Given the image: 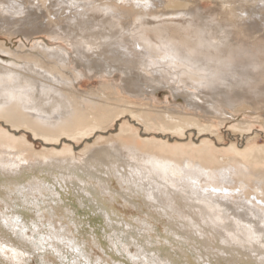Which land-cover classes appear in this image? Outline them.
<instances>
[{"label": "bare ground", "instance_id": "1", "mask_svg": "<svg viewBox=\"0 0 264 264\" xmlns=\"http://www.w3.org/2000/svg\"><path fill=\"white\" fill-rule=\"evenodd\" d=\"M205 1L211 4L208 10L202 6ZM58 2L0 0L1 36L12 39L17 34H48L50 40L70 47L77 42L76 37L86 38L80 24L102 29L110 20L90 9L69 12L67 4L58 9ZM79 2L84 7L87 0ZM148 2L151 7L129 8L131 15L121 24L136 33L123 41V47L135 53L131 56L109 44L99 52H81L79 57L73 54L75 64L69 65L58 60L61 52H68L61 46L37 43L29 49L12 47L13 51L7 43L0 44V54L6 57L0 58V200H4L0 212L7 207L9 215L31 224L37 217L30 202L25 203L30 182L47 184L59 176L57 192L64 189L58 196L62 203L46 207L56 217L54 228L63 227L65 239L84 245L85 258L99 259L101 264H134L130 257L143 248L149 259L154 254L168 264H260L264 248L247 239L248 226L259 235L264 223L260 219L264 207L251 199L264 200V145L239 151L232 144L218 149L208 139L195 146L170 145L156 137L139 144L127 122L114 136L104 138L101 134L117 117L128 115L145 132H168L180 138L188 129L198 135H216L217 129L231 121L235 122L230 125L235 132L249 131L254 122L264 129V3ZM37 3L39 7H31ZM93 3L112 6L114 0ZM10 5L23 7V14L17 15L19 9ZM137 17L142 18L139 23ZM134 39L144 49L142 53L131 47ZM224 63H230L233 71L220 83L212 75L224 71ZM110 66L123 76V89L113 83L115 71L108 73ZM73 68L81 75L73 72L69 77L67 73ZM96 71L108 73V78L96 88L79 91L76 86L86 77L85 72L94 76ZM150 73L161 86H189L191 92L173 93L181 101L186 94L191 98H185L180 109L169 105L148 109L151 98L142 96L140 87ZM37 85L51 91L44 96L36 91L22 103L19 90ZM153 85L151 82L150 88L155 91ZM185 103L197 106L186 110ZM1 124L14 130L11 133ZM87 136H97L91 148ZM65 140L81 141L85 147L76 156ZM37 141L44 144L40 151L35 149ZM62 143L64 148L59 150L56 146ZM97 162L104 167H97ZM192 180L197 183L193 185ZM101 187L110 194H101ZM211 187L227 188L231 195H205L201 191ZM119 202L130 210L117 207ZM39 210L45 223L52 220L44 208ZM4 231L0 225V233ZM113 234L123 247L115 246ZM52 244L63 250L58 240ZM10 256L0 254V264H14ZM41 257L50 259L52 254L31 249L24 259L28 264H40Z\"/></svg>", "mask_w": 264, "mask_h": 264}, {"label": "snow or ice", "instance_id": "2", "mask_svg": "<svg viewBox=\"0 0 264 264\" xmlns=\"http://www.w3.org/2000/svg\"><path fill=\"white\" fill-rule=\"evenodd\" d=\"M261 3H264V0H261ZM65 4H67L69 12L72 9H77L79 13H84L85 9H90L92 11H97L103 14L104 17H110L108 23L104 24L103 28H93L88 23H82L79 25L80 31L85 35L86 38L76 37L77 42L71 43L69 46L73 49V53L61 52L58 60L64 64L71 65V55L75 54L80 56L81 52L94 53L99 52L102 47L106 45H111L114 48H121L127 55L131 56L135 53L129 52L128 48L123 47V41L125 37L132 36L135 37L136 33L127 30V25L121 26L122 22L131 15L128 11L129 8L139 9L141 7H151L152 5L148 0H114V4L109 6V4H104L103 7L93 3V0H87L84 7L80 6L79 0H59L57 4L58 9H62ZM9 7H16L19 10L16 12L17 15L23 14V7L18 5H10ZM31 7H39V4H33ZM225 7H230L229 4H225ZM241 15H245L244 12H241ZM87 21L88 17L85 15L83 17ZM141 17H137V23L141 21ZM73 24H76V20L72 21ZM132 27H135L133 25ZM75 35V33L73 34ZM213 44H217V41H212ZM131 47L133 49L143 52L144 49L141 47V44L138 40H133ZM159 48L160 45L157 44ZM169 57H165L168 59ZM147 59V58H145ZM116 64H119L120 61L116 60ZM223 63V62H222ZM117 70L116 68L110 66L108 68V73ZM233 71L232 65L230 63H224V71L213 73L212 79L219 80L220 83H224V78ZM75 72V68L72 71H69L67 75L71 77ZM106 73V74H108ZM77 76H80V72H75ZM54 82L56 81L53 78ZM68 83H74V81H68ZM205 85L201 82V87ZM20 100L23 103L27 98L34 92L39 91L41 96H44L47 92H50L51 89L47 88L44 85H37L36 88L28 86L27 88H21L20 90ZM9 98L14 99L15 97L9 96ZM50 103V101H45ZM97 167L103 168L104 164L102 162H97ZM131 171V169H129ZM119 175V171H117ZM67 179V178H65ZM222 179H224L222 177ZM60 182V177L57 176L55 180L51 183L41 184L39 182L33 184L30 182L31 187L27 188L26 191L29 193V196L25 198V203L31 204L32 210L35 211L37 217L31 224L25 225L20 216L9 215L10 209L5 207L3 212H0V225L3 226V229L6 231L0 233V254L11 253V256L8 257L11 261H14V264H28L27 260L24 259L28 255V252L31 249H35L40 252L50 251L52 258L45 259L41 257L40 264H101L99 259H90L85 258L87 253L84 251V245H77V243L72 239L64 238L65 229L62 227L59 230L54 228L53 222L56 219L54 212L47 208L48 204H59L62 203L59 200L58 196L63 194L64 189L61 188L59 193L57 192V186ZM191 183L195 185L197 182L192 180ZM123 186V184H122ZM101 194L109 195L110 193H105L104 189L100 188ZM205 195L211 193L213 195L223 193L225 197L231 195L227 188L220 187H211L201 189ZM239 192V189H237ZM7 199V197H5ZM148 199L151 200V194H148ZM256 203L261 204L264 207V200H256V197L251 198ZM251 203V201H248ZM4 204V200H0V205ZM44 208V211L49 213L52 216V220H49L47 223L44 222L43 213L39 210ZM261 221H264V215L260 216ZM109 224L112 223L111 220L107 221ZM123 223V222H122ZM249 227V235L247 242L259 244L261 248H264V223H261L259 227V235L256 234L254 230ZM151 231L150 228L147 229ZM31 232L32 235H28ZM124 234H120L123 237ZM111 239L115 242L116 247H123L120 239H117L116 234H113ZM58 240L59 244L63 246V250L54 247L52 242ZM139 248V245H137ZM126 251V249H125ZM255 254V253H254ZM134 264H168L167 261L157 260L155 255H152V258L149 259L147 254L144 253V249L140 248L134 256L130 257ZM260 264H264V256L260 257Z\"/></svg>", "mask_w": 264, "mask_h": 264}, {"label": "rangeland", "instance_id": "3", "mask_svg": "<svg viewBox=\"0 0 264 264\" xmlns=\"http://www.w3.org/2000/svg\"><path fill=\"white\" fill-rule=\"evenodd\" d=\"M202 6L206 10L211 8V4L206 2V1H205V3L202 4ZM59 31H60V29L55 30V32H57V33ZM47 35L48 34H41L40 33L37 35H31L30 37H26L22 34L21 35L17 34L15 36H13L14 38L9 39L8 36H5V35L1 36V34H0V44H2V43L6 44L7 43L6 45L9 46L13 51H15V50H18L20 45L29 49V46H30V48H32L37 43H44V44H48L50 46H61L64 49H66L69 53H73V49L71 47H68L66 45L67 43L62 42V41L50 40L48 38L49 36H47ZM8 39L12 40V41H9ZM12 47L14 49L15 48L16 49L14 50ZM4 56L5 55L0 54V58H2V60H6V57H4ZM71 63L75 64V62L73 60V54L71 55ZM137 64L139 66H140V64L142 65V61L141 60L138 61ZM77 70H79V68H77ZM80 70H81V68H80ZM85 75H86V77H84L81 80V82L79 83V87L76 86V88L79 91H87L90 88H96V87H98L100 81H103V80L108 78V75H106L104 72H99V71H96V73H94V76H91L90 72H85ZM87 77H89V78H87ZM153 77L154 76L152 75V73H150L149 78L144 79L141 82L142 85L140 87L142 90L140 92V94L142 96L151 98V101L149 103H151L153 105V107H151L152 105H150V107L148 109L159 110V109H162L166 105L180 109V106L183 105L185 98H191V94H186V95H184L185 97H184L183 101H181V98L175 97L174 93H173V90L184 91V89H187L191 92L192 90L189 86L184 85V87H182V85H175L174 83L173 84L167 83L165 86H161L160 81L158 79H154ZM112 81L114 84H116V87L123 89V76L118 71L114 72V78ZM151 82L154 83V85L152 87H155V91H152L150 88ZM197 94H199V92H197ZM135 97L141 98L140 96H135ZM198 100L200 102L203 101L201 98H198ZM196 106L197 105L195 103L191 104V107H190V104H188V103L184 104V108L186 110H190V108L195 110ZM252 117H254V116H252ZM251 119H253V118H251ZM126 122L129 123V126L131 125L130 127L135 134V139L137 140V142L139 144H142L145 139L150 140L153 137H156L158 140L167 141L170 145L192 144L195 146H199L200 142L202 140L208 139L211 141V144L214 145L218 149H224V148L226 149L232 144L239 151H242V150L248 149V148H252L256 145L259 147H262L264 145V129L262 127H260L257 122H254L253 126L249 129V131H245L244 133L235 132V130H232L230 125L235 124V122L231 121V122H225L219 129H217L218 131H217L216 135H212V136L208 135V134L198 135L196 130L188 129L185 132L186 133L185 136L183 138H180L178 136H173V135L169 134L168 132H166V133L145 132L144 127L141 124H139L136 120H134L131 116L128 115V116H125V119H123L122 117H117L114 120V122L111 124L112 126L107 130V132H105V134L104 133L101 134V136H103L104 138H107V137H109V135L114 136V135L118 134L121 126L123 124H125ZM1 125H3L4 128L10 132L14 130L10 126H6L4 124H1ZM28 133H30V132H28ZM137 136H139V138ZM92 137H89V136L85 137L87 139V140L86 139L85 140L88 142L87 144H89V148H91V145L95 142L97 136H95L94 138H92ZM29 138L31 139V142H32L33 138H32L31 134L29 135ZM65 141L70 146H72V148L75 151L76 156H78L80 154L79 152H81L85 147V143H83L81 141L80 142H72V141H68V140H65ZM99 142L100 141H97V143H99ZM43 145H44L43 142L37 141V145L35 146V149L37 148L36 151H40L44 147ZM128 146H129V144H128ZM56 147H58L59 150L64 148L63 143L58 144ZM116 204H117L116 206L119 208H125L128 211L130 210L126 207H123L121 202L116 203ZM86 217H89V216H86ZM158 226L160 227V225H158ZM133 252H134V250H133ZM97 253H98V251H97Z\"/></svg>", "mask_w": 264, "mask_h": 264}]
</instances>
